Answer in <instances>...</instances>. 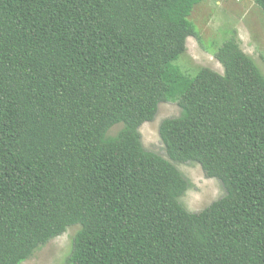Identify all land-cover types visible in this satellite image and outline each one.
<instances>
[{"label": "trees", "instance_id": "16d2710c", "mask_svg": "<svg viewBox=\"0 0 264 264\" xmlns=\"http://www.w3.org/2000/svg\"><path fill=\"white\" fill-rule=\"evenodd\" d=\"M201 1L0 0V264L73 225L70 264H264V71L234 34L222 73L174 63ZM186 162L224 190L199 211Z\"/></svg>", "mask_w": 264, "mask_h": 264}, {"label": "rangeland", "instance_id": "374dc122", "mask_svg": "<svg viewBox=\"0 0 264 264\" xmlns=\"http://www.w3.org/2000/svg\"><path fill=\"white\" fill-rule=\"evenodd\" d=\"M189 19L197 35L187 37L185 53L174 62L184 72L194 75L199 67L207 66L222 73L223 67L213 52L233 34L240 48L264 71V8L259 0H202L194 6ZM179 112L175 101L159 103L155 118L139 128L146 149L166 157L158 125L162 119L177 116ZM121 126L115 124L109 134H114ZM176 166L189 182L180 197L188 210L199 211L224 194L220 181L207 177L198 163H178ZM77 229V225L69 226L64 233L37 248L19 264H70L68 256Z\"/></svg>", "mask_w": 264, "mask_h": 264}]
</instances>
